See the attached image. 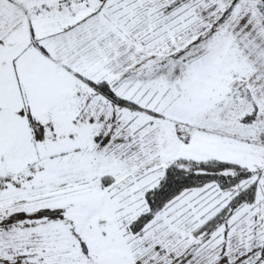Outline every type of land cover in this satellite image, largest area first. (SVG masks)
Returning a JSON list of instances; mask_svg holds the SVG:
<instances>
[{"label":"snow or ice","instance_id":"obj_1","mask_svg":"<svg viewBox=\"0 0 264 264\" xmlns=\"http://www.w3.org/2000/svg\"><path fill=\"white\" fill-rule=\"evenodd\" d=\"M0 264H264V0H0Z\"/></svg>","mask_w":264,"mask_h":264}]
</instances>
